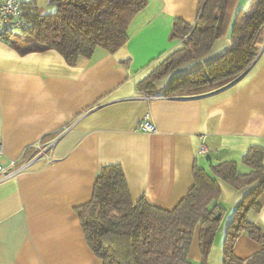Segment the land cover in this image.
<instances>
[{
    "label": "crops",
    "instance_id": "obj_1",
    "mask_svg": "<svg viewBox=\"0 0 264 264\" xmlns=\"http://www.w3.org/2000/svg\"><path fill=\"white\" fill-rule=\"evenodd\" d=\"M0 0V5H1ZM22 6L53 13L49 0ZM251 0H240L246 9ZM34 2V3H33ZM201 0H148L127 29L128 41L115 54L97 48L92 58L69 66L54 50L20 54L0 39L1 162L18 165L34 155L32 144L54 141L55 162L35 161L16 179L0 184V264H103L90 249L77 208L93 195L96 173L109 165L124 171L133 201L172 210L194 186V167L232 161L239 173L252 147L264 148V45L250 68L223 86L165 95L174 79L200 70L232 49L230 33L211 52L141 90L138 83L182 46L170 41L175 19L194 24ZM159 97V98H156ZM154 127L139 128L144 118ZM205 144L207 153L200 154ZM217 203L226 209L209 255L223 264L227 228L235 210L258 186L241 190L218 179ZM260 212L247 220L264 232ZM260 244L242 233L234 253L247 259ZM188 264H201L196 227Z\"/></svg>",
    "mask_w": 264,
    "mask_h": 264
},
{
    "label": "trees",
    "instance_id": "obj_2",
    "mask_svg": "<svg viewBox=\"0 0 264 264\" xmlns=\"http://www.w3.org/2000/svg\"><path fill=\"white\" fill-rule=\"evenodd\" d=\"M240 0H201L194 24L175 19L170 41L182 46L162 60L139 83L141 90L156 84L182 66L207 56L215 43L230 33L232 49L203 69L180 76L164 91L172 95L207 86H223L244 74L264 45V0H251L238 10ZM34 3V2H33ZM53 13L42 14L36 4L22 8V34H1L0 39L20 54L54 50L71 67L88 61L97 48L115 54L128 41L127 29L148 0H49ZM250 169L239 173L232 161L210 165L213 175L195 165L194 186L172 210L135 202L120 165L101 168L91 200L76 209L86 241L103 264H188L196 227H200L201 264H209L214 239L226 215L217 203L218 179L236 190L258 186L243 199L228 225L223 264H264V232L247 218L260 212L264 196V148H250L242 158ZM219 216V218H217ZM246 233L261 251L247 259L234 253L237 239Z\"/></svg>",
    "mask_w": 264,
    "mask_h": 264
},
{
    "label": "built area",
    "instance_id": "obj_3",
    "mask_svg": "<svg viewBox=\"0 0 264 264\" xmlns=\"http://www.w3.org/2000/svg\"><path fill=\"white\" fill-rule=\"evenodd\" d=\"M21 0H2L0 5V33H8L12 35H20L26 27L24 11ZM159 98V97H156ZM139 128L145 132H154V127L148 122V116L141 122ZM54 141L42 142L38 141L32 144L34 155L27 161H23L18 165V161L12 159L8 164H3L1 158L3 156V148L0 143V184L16 179L19 174L29 168L35 161L42 159L47 165L55 162L53 155ZM207 148L202 143L200 154L205 155Z\"/></svg>",
    "mask_w": 264,
    "mask_h": 264
},
{
    "label": "water",
    "instance_id": "obj_4",
    "mask_svg": "<svg viewBox=\"0 0 264 264\" xmlns=\"http://www.w3.org/2000/svg\"><path fill=\"white\" fill-rule=\"evenodd\" d=\"M217 218H219V216H217Z\"/></svg>",
    "mask_w": 264,
    "mask_h": 264
}]
</instances>
